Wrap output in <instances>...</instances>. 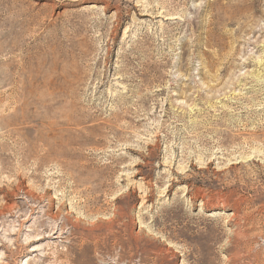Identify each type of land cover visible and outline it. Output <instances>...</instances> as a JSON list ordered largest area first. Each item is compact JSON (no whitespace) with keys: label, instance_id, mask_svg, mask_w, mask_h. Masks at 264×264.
<instances>
[{"label":"rangeland","instance_id":"1","mask_svg":"<svg viewBox=\"0 0 264 264\" xmlns=\"http://www.w3.org/2000/svg\"><path fill=\"white\" fill-rule=\"evenodd\" d=\"M0 264H264V0H0Z\"/></svg>","mask_w":264,"mask_h":264}]
</instances>
